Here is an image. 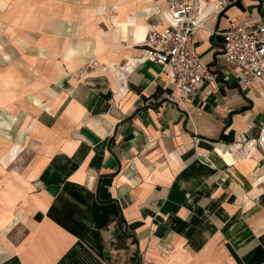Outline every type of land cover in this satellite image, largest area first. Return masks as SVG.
Masks as SVG:
<instances>
[{
    "label": "crops",
    "instance_id": "crops-1",
    "mask_svg": "<svg viewBox=\"0 0 264 264\" xmlns=\"http://www.w3.org/2000/svg\"><path fill=\"white\" fill-rule=\"evenodd\" d=\"M84 1L79 44L65 38L63 52L77 7L0 0V48L18 43L22 27L43 62L28 79L40 151L22 219L12 227L0 217V264H264V93L242 87L215 36L262 23L264 0L204 1L190 44L219 77L188 96L185 110L172 78L146 58L165 3ZM88 31L97 33L91 47ZM86 54L98 59V75L82 71ZM17 70L0 71V111L19 110ZM21 153L1 157L2 168ZM20 226L25 236L11 241Z\"/></svg>",
    "mask_w": 264,
    "mask_h": 264
},
{
    "label": "built area",
    "instance_id": "built-area-1",
    "mask_svg": "<svg viewBox=\"0 0 264 264\" xmlns=\"http://www.w3.org/2000/svg\"><path fill=\"white\" fill-rule=\"evenodd\" d=\"M164 2L165 11L150 26L145 39L146 58L169 75L180 91L178 105L185 110L186 99L203 84L216 83L219 73L200 58L190 44L202 27L205 0H149ZM220 37L221 52L237 70L243 88L260 87L264 93V21L232 25Z\"/></svg>",
    "mask_w": 264,
    "mask_h": 264
},
{
    "label": "rangeland",
    "instance_id": "rangeland-1",
    "mask_svg": "<svg viewBox=\"0 0 264 264\" xmlns=\"http://www.w3.org/2000/svg\"><path fill=\"white\" fill-rule=\"evenodd\" d=\"M61 1L66 4L72 3L74 7H77L72 10V18L67 19V23L65 22L69 31H66L68 36H62L63 38L60 44L62 51L64 52L63 39L71 38L73 43L78 41L80 36H76L77 26L80 23H83V20L86 19L87 16L85 13L86 4H82V2L85 3L84 0ZM109 1L112 5L120 2V0ZM78 2L81 4H77ZM106 7L107 6L104 3L99 5V13L97 14V19L100 20L99 22L104 21L102 18L107 11ZM111 9H113V6H111ZM56 27H58V23ZM22 29L23 28L20 27V31L18 32V43L13 45L8 44L7 46L0 48V71H9L10 69H14V67L17 68L18 73L16 74L18 75L19 82L18 95L16 93V100H19V110L15 113L0 111V158H10L13 152L18 153V148L22 147V153L8 170L3 169L0 164V201L2 200L0 202V217L3 219L5 217H10L12 227L22 219L21 214L22 212L24 213L22 207L25 203L26 189L30 178L28 167L37 160V154H39L37 152L40 150L36 144H38L37 141L40 142L38 139L41 138L39 135L41 129L37 123L35 125L33 124V120L36 122L40 118V116H38L39 113L34 112L29 105V103H33L32 98H34L33 96L36 93L30 88L28 79L30 75L32 76L34 66L38 72H42L43 70V62L37 57L39 49L40 51L42 49L37 48V44L36 47H32V42L28 40L29 37L27 33ZM90 32H84L82 39L83 42H88V45L91 47L89 42L96 41L95 36L97 33L94 31ZM3 37L5 40H8V33L6 31H3ZM53 39L54 38H52V40ZM76 44L79 43L76 42ZM58 46L57 42H53L52 52L56 51L57 53ZM82 59L84 64L82 71L89 72L90 75L95 76L99 74L100 63L97 58L90 54H86L83 55ZM12 65L14 67H10ZM54 65L55 63L51 60V70H53ZM25 234L26 230L20 226L7 236L11 241L18 242L23 236H25ZM4 238L6 237L4 236Z\"/></svg>",
    "mask_w": 264,
    "mask_h": 264
}]
</instances>
